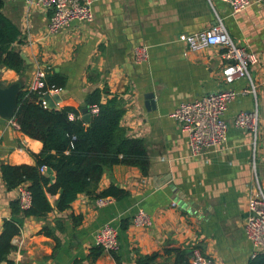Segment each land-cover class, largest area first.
I'll list each match as a JSON object with an SVG mask.
<instances>
[{"label":"crops","instance_id":"obj_1","mask_svg":"<svg viewBox=\"0 0 264 264\" xmlns=\"http://www.w3.org/2000/svg\"><path fill=\"white\" fill-rule=\"evenodd\" d=\"M91 11L89 22H72L49 34L50 9L2 0L0 13L19 33L10 46L23 68L19 74L1 68L0 87L16 83L18 91L24 90L40 68L65 77L47 108L64 103L86 108L84 98L96 88L117 93L124 108L120 125L145 144L146 173L112 165L104 168L90 193L77 195L64 211L52 208L38 217H20L18 233L10 239L14 248L6 254L8 262L0 264H115L104 250L94 259L89 255L94 233L106 223L117 230L114 252L121 264L152 252L172 264L173 255L162 254L166 246L197 248L213 264H246L253 249L243 223L254 172L264 191V0L234 14L218 0L211 5L206 0H92ZM215 15L236 45L256 53L257 62L248 67L255 89L227 103L224 141L192 156L184 133L169 117L173 107L209 92L248 87L246 78L225 84L219 46L192 52L182 39L209 27ZM138 45L146 47V59L134 62L132 50ZM252 110L259 121L254 172L252 136L232 124L237 112ZM12 117H0V165L33 164L29 152L37 153L41 143L21 133ZM110 184L126 195L101 197L105 200L98 204L96 194ZM14 195L0 177V230L3 219L11 217ZM47 199L53 207L55 196ZM138 209L148 214L149 226L131 223Z\"/></svg>","mask_w":264,"mask_h":264},{"label":"trees","instance_id":"obj_2","mask_svg":"<svg viewBox=\"0 0 264 264\" xmlns=\"http://www.w3.org/2000/svg\"><path fill=\"white\" fill-rule=\"evenodd\" d=\"M18 34L17 29L0 13V69H11L17 74L23 63L10 44L17 40ZM43 81L45 88L60 89L65 77L50 72L44 74ZM38 97L24 89L18 91L15 99L14 122L21 133L38 140L41 148L37 153L29 152L33 164L0 165V177L5 187L10 190L26 182L31 197L30 206L21 211L15 199L9 203L11 217L3 219L0 230V263L8 262L6 254L14 248L10 239L18 233L20 217H38L52 208L64 211L77 195L90 193L104 168L122 164L146 173L148 166L144 142L138 137L126 135L120 125L124 108L117 93H111L105 87L88 92L84 98L86 110L90 105L96 107L88 121L81 119L80 108L71 106L72 103H64L59 109L47 108L40 104ZM68 113L75 117L69 119ZM40 166H44L45 172H39ZM51 195L55 196L53 207L47 199ZM125 195L124 190L110 184L96 197L119 199ZM190 250L166 246L162 254L165 257L172 254V264H191ZM101 251L95 246L89 255L94 259ZM109 254L115 264H121L114 251ZM159 257L156 252L138 254L131 264H166ZM246 264H264V250L257 251Z\"/></svg>","mask_w":264,"mask_h":264},{"label":"built area","instance_id":"obj_3","mask_svg":"<svg viewBox=\"0 0 264 264\" xmlns=\"http://www.w3.org/2000/svg\"><path fill=\"white\" fill-rule=\"evenodd\" d=\"M26 6L37 5L50 9V15L46 23L47 33H55L59 29L68 26L72 22H89L92 18V0H22ZM211 5L212 0H206ZM226 4L231 13H238L255 0H218ZM183 41L189 51L196 52L206 46L217 45L221 51L222 66L221 75L225 84H229L236 79L246 78L248 81L247 89L240 92L230 88L209 92L200 97L189 101L181 102L173 107L169 117L178 123L180 130L186 137V145L192 156L200 155L204 148H215L224 141L226 135V123L223 113L226 105L238 94H254L255 85L251 81L248 67L257 62L256 53L246 47L236 45L226 32L219 16L215 15L213 23L194 33L183 35ZM134 62H141L146 59V47L135 46L132 50ZM45 72L37 68L29 81L26 91L37 94L38 100L43 107L45 95H52L57 92V88H45ZM96 111L94 105H90L87 113L93 114ZM75 116L68 113V118ZM12 121L13 118H12ZM232 124L236 128L250 132L252 136V160L251 169L254 172L253 145L258 134V116L255 110L239 111L233 118ZM39 172H45L44 166L38 168ZM254 190L246 198L247 217L243 223V233L252 246V255L257 251L264 250V191L261 188L254 172ZM14 199L19 210L27 209L30 206L31 197L27 184L22 182L15 188ZM105 198H97L96 202L102 204ZM173 206L174 203L172 202ZM131 223L136 227H147L150 225L148 214L138 209L132 216ZM95 246L100 247L106 252L117 249V230L112 225L103 224L93 236ZM189 261L191 264H210L202 257L199 249L190 250Z\"/></svg>","mask_w":264,"mask_h":264},{"label":"water","instance_id":"obj_4","mask_svg":"<svg viewBox=\"0 0 264 264\" xmlns=\"http://www.w3.org/2000/svg\"><path fill=\"white\" fill-rule=\"evenodd\" d=\"M18 91V84H10L7 87H0V117L2 120L5 118H10L13 115L15 108V99ZM53 96V95H52ZM51 95L44 96V102L47 103L48 99L52 97ZM81 119L84 121H88L90 114L87 113L86 108L81 109Z\"/></svg>","mask_w":264,"mask_h":264}]
</instances>
